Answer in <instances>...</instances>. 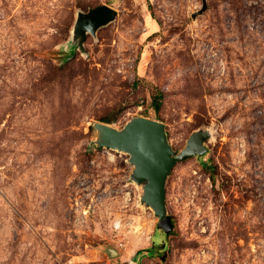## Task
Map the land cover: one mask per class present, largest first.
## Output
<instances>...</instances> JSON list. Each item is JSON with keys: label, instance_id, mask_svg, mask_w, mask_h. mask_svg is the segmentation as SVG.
Returning <instances> with one entry per match:
<instances>
[{"label": "rangeland", "instance_id": "374dc122", "mask_svg": "<svg viewBox=\"0 0 264 264\" xmlns=\"http://www.w3.org/2000/svg\"><path fill=\"white\" fill-rule=\"evenodd\" d=\"M136 116L177 152L211 131L168 177L169 234L94 144ZM0 264H264V0H0Z\"/></svg>", "mask_w": 264, "mask_h": 264}, {"label": "water", "instance_id": "95a60500", "mask_svg": "<svg viewBox=\"0 0 264 264\" xmlns=\"http://www.w3.org/2000/svg\"><path fill=\"white\" fill-rule=\"evenodd\" d=\"M202 11L194 13L193 17ZM117 14V10L107 4L79 13L74 31L80 48H83L88 32L95 34L98 28L114 20ZM94 127L97 130L94 141L97 148L116 149L129 154V162L134 166L131 177L143 186L141 202L158 217L157 227L169 234L173 230V223L166 204L168 177L177 162L203 156L209 151L206 141L211 137L210 129L195 130L185 147L177 152L170 143L166 125L157 119L136 116L122 128L102 121L95 122ZM112 253L115 251L111 249Z\"/></svg>", "mask_w": 264, "mask_h": 264}, {"label": "trees", "instance_id": "16d2710c", "mask_svg": "<svg viewBox=\"0 0 264 264\" xmlns=\"http://www.w3.org/2000/svg\"><path fill=\"white\" fill-rule=\"evenodd\" d=\"M163 97H164V93L161 90L156 92V94L154 95L153 105H154V108L156 110H159L161 103H162V100H163ZM114 119L115 118L106 117V118H102L101 121L106 122V123H112L114 121Z\"/></svg>", "mask_w": 264, "mask_h": 264}]
</instances>
